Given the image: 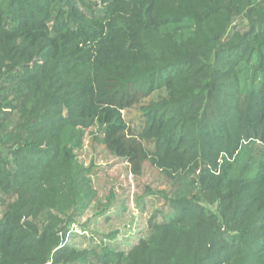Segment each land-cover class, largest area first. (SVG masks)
<instances>
[{"label": "trees", "instance_id": "obj_1", "mask_svg": "<svg viewBox=\"0 0 264 264\" xmlns=\"http://www.w3.org/2000/svg\"><path fill=\"white\" fill-rule=\"evenodd\" d=\"M86 132L169 183L127 252L65 244ZM0 204V264H264V0H0Z\"/></svg>", "mask_w": 264, "mask_h": 264}, {"label": "rangeland", "instance_id": "obj_2", "mask_svg": "<svg viewBox=\"0 0 264 264\" xmlns=\"http://www.w3.org/2000/svg\"><path fill=\"white\" fill-rule=\"evenodd\" d=\"M84 136L74 150L73 190L59 204L74 213L65 244L77 249L103 244L127 252L148 236L152 217L161 222L172 215L163 195H168L169 183L153 168L132 173L124 159L105 151L89 132ZM4 206L0 204V214Z\"/></svg>", "mask_w": 264, "mask_h": 264}]
</instances>
